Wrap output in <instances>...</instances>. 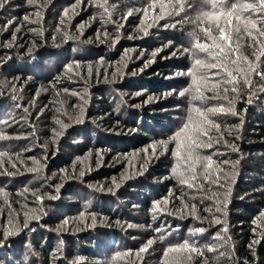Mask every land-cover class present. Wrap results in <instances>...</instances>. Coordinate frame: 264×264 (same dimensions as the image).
Listing matches in <instances>:
<instances>
[{"label": "trees", "instance_id": "trees-1", "mask_svg": "<svg viewBox=\"0 0 264 264\" xmlns=\"http://www.w3.org/2000/svg\"><path fill=\"white\" fill-rule=\"evenodd\" d=\"M249 2L225 0L238 9ZM74 3L7 0L0 9V172L17 173L0 175V264H264V56L256 61L246 34L234 40L257 71L229 93L230 111L211 117L220 131L210 133L212 148L197 151L228 163L223 187L200 192L180 183L185 161L172 155L191 128L176 134L190 115L199 119L195 107L229 104L178 93L192 84L189 70H203L194 60L205 59L197 42L211 44L205 30L218 35L216 25L235 27L234 17L206 0H108L107 13L94 6L103 0H87L65 17ZM262 45L264 37L257 54ZM68 64L79 77L66 74ZM167 137L169 148L159 147ZM185 241L198 251L165 255Z\"/></svg>", "mask_w": 264, "mask_h": 264}, {"label": "snow or ice", "instance_id": "snow-or-ice-1", "mask_svg": "<svg viewBox=\"0 0 264 264\" xmlns=\"http://www.w3.org/2000/svg\"><path fill=\"white\" fill-rule=\"evenodd\" d=\"M82 2H87V0H75V3L71 6V9H65L64 16L67 17L69 12H74L77 5ZM7 3V0H0V9L4 8ZM28 3L31 5L34 3V0H28ZM206 3H211L213 9L217 10L215 14L220 16L234 17L235 27L230 29L226 26L217 24L216 33L214 34L211 29L205 30V36L211 40V44H204L197 42L195 47L199 49L201 53L205 54V59L196 58L194 60V66L199 69H203L198 74H194L192 70H189L186 74L191 77L192 84H190L184 91L178 93L179 96H184L186 93H191L195 91L197 95L193 96V99H199L201 101L208 100H228L229 93H236L239 91L240 78L243 76L244 83L250 85V81L247 79L249 72L257 71V65L252 64L247 56L237 55L240 51L239 47H234V40L238 43L239 40L244 38L246 34L250 40L253 41V44L250 45L253 47L252 55L255 57L256 61L259 62L260 58L264 56V45H262V50L257 54L256 45L260 44V38L264 37V0H250L249 3L243 4L239 9L237 8V3H228L225 4V0H206ZM108 0H103V3L100 6L104 7L105 12H108ZM154 7V5H150ZM164 8L161 6L160 16L163 18ZM132 12L127 13L128 16L132 15ZM145 16L147 15V9L144 10ZM36 15L39 16V12H36ZM205 16L211 15L210 13H204ZM28 17H25L27 20ZM122 19L126 20V17ZM63 23V20L61 21ZM231 24V21L228 22ZM141 25H144V20H141ZM174 27V25H173ZM123 28V24L117 26V33L120 29ZM141 30H144L143 28ZM105 37H108L107 32L104 33ZM145 35L147 31L145 30ZM192 35H195L193 33ZM67 38V37H66ZM119 37L116 36L112 43L115 44L118 42ZM187 51V50H185ZM156 53H153L155 55ZM127 55V53H125ZM73 64L66 65L65 70L71 71ZM215 70V71H211ZM261 78L264 79V74H261ZM197 80L204 82L206 86H202L197 83ZM67 91V90H65ZM207 92H212L213 95H206ZM13 99H16L13 96ZM251 102V100L249 101ZM229 107L226 108L224 104H219L215 107H195V112L199 117L198 120L192 121L191 115L189 116V121L191 123H185L180 132L176 134V137H179L186 133L189 128H191L190 135L186 136V139L189 141L188 144L184 145V151H181V144L177 143L176 148L172 151V155L177 158H183L185 161L184 168L185 171L177 174V178L180 180L182 185H187L189 188H195L200 192L211 191L210 188L206 189L204 184H215L217 187H223L221 184V176L223 175V164L228 163V161L217 162L213 159L212 156H201L197 151L200 148H212L213 140L210 135L211 131L215 129L217 132L220 131V125L211 117L216 116L222 113L230 111L231 100H228ZM68 125H65L66 128ZM62 132H57L56 135H61ZM207 137V139H203ZM5 135L0 134V139H6ZM175 139V137H174ZM216 143H220V140L217 139ZM161 146L166 148V144L161 142ZM153 156L157 154L155 148L152 149ZM7 154L0 153V168L3 167L4 160L3 158ZM9 163L12 164V167L15 168V163H12L9 159ZM197 165H199L200 171H197ZM215 166V167H214ZM32 171L33 169H28ZM173 172L176 173V169H173ZM17 173H10L7 169H4L0 172V175H15ZM83 174V173H81ZM141 175L143 172L140 173ZM203 180V184L200 181ZM118 187V185H117ZM59 189H57L58 191ZM27 191V189L25 190ZM35 195V193H34ZM55 199L56 197H51ZM205 198L211 199L212 197L205 196ZM36 199L42 203L43 197L36 196ZM163 202L157 201L153 205V212L161 211V204ZM226 201H220V207H225ZM189 209V205H184L179 211L183 212L184 210ZM219 210V208H218ZM196 211V205L192 204L190 206V213ZM170 214V213H169ZM264 216V213L261 214ZM37 219L39 216L36 217ZM83 218V213L81 214ZM93 223H95V217H92ZM219 223V220L216 221ZM68 221L65 220L64 224H67ZM132 225H129L131 227ZM25 228L28 227V224L25 223ZM159 231V229H157ZM196 232L203 233L204 228L195 229ZM226 231V229H225ZM4 239L6 240L9 236L13 235L12 232H5ZM153 241L148 240L147 244L142 247L139 251L144 252L148 247L151 246ZM257 243V241H253ZM3 245V240H0V246ZM198 251L194 244H190L188 241L175 246L170 247L165 251L167 256L169 252H185ZM212 251V249H209Z\"/></svg>", "mask_w": 264, "mask_h": 264}, {"label": "rangeland", "instance_id": "rangeland-1", "mask_svg": "<svg viewBox=\"0 0 264 264\" xmlns=\"http://www.w3.org/2000/svg\"><path fill=\"white\" fill-rule=\"evenodd\" d=\"M76 70H78L77 67L73 66L72 71H69V72H67L66 74L69 75V73L72 72L71 75L74 76L73 78L76 79L77 77H79V75H78V73H77ZM104 71H107V68H106ZM61 75H62V76H65L64 74H61ZM13 88H15L17 91H22L21 87H16L15 84H13ZM44 91H45V90H43V92H44ZM40 92H41V91H40ZM150 98H151V97H149L148 99H150ZM153 99H154V98H153ZM62 102H63V101H62ZM62 105L66 106V102H63L62 104H61V103L59 104V110H63V109H64V108L62 107ZM163 107H164V106H161V108H163ZM165 108L167 109V112H168L169 109H170L171 107H168V106H167V107H165ZM163 143L166 144V148H169L170 138L167 137L166 140H165V142L163 141ZM158 146H159V147H162V146H161V142H159ZM172 146H173V144L171 145V147H172ZM166 151H167V150H166ZM166 155H167V156H168V155L170 156V154H169L168 152L166 153ZM197 166H198V165H197ZM182 258H183V257L181 256V259H182ZM176 260H177V259H176ZM181 263H183V261H181ZM183 264H184V263H183Z\"/></svg>", "mask_w": 264, "mask_h": 264}]
</instances>
